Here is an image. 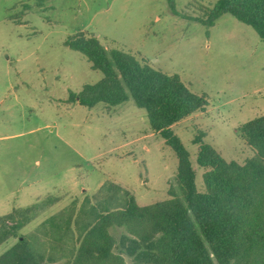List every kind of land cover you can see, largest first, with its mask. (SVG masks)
Wrapping results in <instances>:
<instances>
[{"label":"rangeland","instance_id":"rangeland-1","mask_svg":"<svg viewBox=\"0 0 264 264\" xmlns=\"http://www.w3.org/2000/svg\"><path fill=\"white\" fill-rule=\"evenodd\" d=\"M175 1L179 12L195 18L217 2ZM79 34L178 74L208 97L204 112L172 126L190 154L199 192H205L206 170L197 163L202 144L228 163L243 165L255 155L242 133L264 116V43L252 27L225 15L207 29L172 15L168 0H0V220L12 231H33L59 208L76 200L80 206L105 182L129 190L140 206L179 193L178 157L144 109L133 100L93 108L68 101L70 91L104 77L65 46ZM73 177L82 188L70 193ZM34 195L60 201L27 222L22 214ZM112 234L115 251L130 262L120 244L124 230ZM17 242L11 238L0 255Z\"/></svg>","mask_w":264,"mask_h":264},{"label":"trees","instance_id":"trees-1","mask_svg":"<svg viewBox=\"0 0 264 264\" xmlns=\"http://www.w3.org/2000/svg\"><path fill=\"white\" fill-rule=\"evenodd\" d=\"M168 7L172 15L207 29L232 15L264 43V0H217L200 18L179 12L175 0H168ZM65 46L104 76L80 93L70 91L68 101L93 108L133 100L144 109L151 128L178 157L179 193L171 190L172 199L140 206L128 190L105 182L80 206L74 201L27 234L18 235L19 226L12 231L0 220V247L18 239L0 255V264H264V116L242 127L255 152L243 165L228 163L211 146L201 145L197 163L206 170L201 193L190 154L172 126L204 112L208 97L194 93L178 74L156 69L132 52L108 49L95 36L75 35ZM58 202L49 196L22 217L32 222ZM116 230H124L120 244L130 262L115 251Z\"/></svg>","mask_w":264,"mask_h":264},{"label":"crops","instance_id":"crops-1","mask_svg":"<svg viewBox=\"0 0 264 264\" xmlns=\"http://www.w3.org/2000/svg\"><path fill=\"white\" fill-rule=\"evenodd\" d=\"M70 180V182L72 183L69 187H67V189H68V191L71 193V191H72V193H73V191H75V189H78L79 191H81L80 189L82 188L80 185H79V180H77L76 179V177H73V179H69ZM102 186V185H101ZM122 188H124V187H122ZM125 189V188H124ZM125 190H127V189H125ZM83 191H84V189H83ZM129 191V190H128ZM55 192H57V191H55ZM130 192V191H129ZM96 193V192H95ZM131 193V192H130ZM56 193H54V195H55ZM47 196H50V195H46V196H44V195H34V196H32V197H29L28 198V205H33V204H35V203H37L38 201H40V200H42V199H44V198H46ZM58 197V196H57ZM59 200V199H58ZM60 201V200H59ZM66 206H64V207H61V208H59L56 212H54V214L55 213H57V212H59V211H61L63 208H65ZM14 209H18V207H17V205H14L11 209H10V212H12ZM9 212V213H10ZM53 215V214H52Z\"/></svg>","mask_w":264,"mask_h":264}]
</instances>
